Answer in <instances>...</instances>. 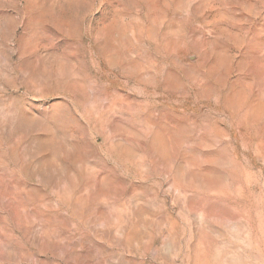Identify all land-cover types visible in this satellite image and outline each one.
Segmentation results:
<instances>
[{
	"label": "rangeland",
	"instance_id": "1",
	"mask_svg": "<svg viewBox=\"0 0 264 264\" xmlns=\"http://www.w3.org/2000/svg\"><path fill=\"white\" fill-rule=\"evenodd\" d=\"M0 264H264V0H0Z\"/></svg>",
	"mask_w": 264,
	"mask_h": 264
}]
</instances>
